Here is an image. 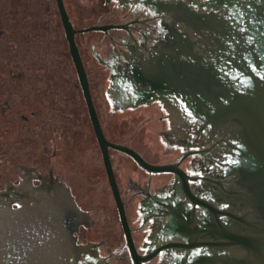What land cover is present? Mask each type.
<instances>
[{
    "label": "water",
    "instance_id": "water-1",
    "mask_svg": "<svg viewBox=\"0 0 264 264\" xmlns=\"http://www.w3.org/2000/svg\"><path fill=\"white\" fill-rule=\"evenodd\" d=\"M0 264H264V0H0Z\"/></svg>",
    "mask_w": 264,
    "mask_h": 264
},
{
    "label": "snow or ice",
    "instance_id": "snow-or-ice-1",
    "mask_svg": "<svg viewBox=\"0 0 264 264\" xmlns=\"http://www.w3.org/2000/svg\"><path fill=\"white\" fill-rule=\"evenodd\" d=\"M18 207H19V205H18Z\"/></svg>",
    "mask_w": 264,
    "mask_h": 264
}]
</instances>
